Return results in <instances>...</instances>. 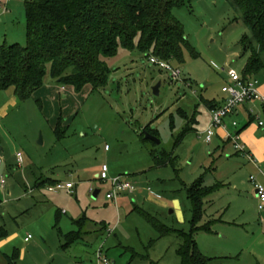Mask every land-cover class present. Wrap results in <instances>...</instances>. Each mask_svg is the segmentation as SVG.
<instances>
[{
  "label": "rangeland",
  "instance_id": "rangeland-1",
  "mask_svg": "<svg viewBox=\"0 0 264 264\" xmlns=\"http://www.w3.org/2000/svg\"><path fill=\"white\" fill-rule=\"evenodd\" d=\"M9 2L7 21L24 46L25 0ZM232 2L194 0L173 11L197 53L170 61L182 71L179 80L142 51L120 47L105 58L112 69L105 88L79 91L48 71L44 85L0 119V264L15 253L12 264H98V250L110 264H181V239L160 236L148 216L189 232L187 187L201 177L213 191L199 223L210 229L194 233L200 251L210 264H264V203L259 209L250 179L264 182V175L232 144L219 148L200 134L208 122L203 101L220 100L229 70L242 75L249 57L241 43L248 30ZM6 99L0 90V106ZM196 111L200 122L190 125ZM147 128L160 144L146 139ZM152 153L172 162L158 166ZM104 163L110 176L123 175L140 190L109 200L111 182L95 177ZM48 179L74 188L50 191ZM82 219V238L66 247L65 235L80 230Z\"/></svg>",
  "mask_w": 264,
  "mask_h": 264
},
{
  "label": "trees",
  "instance_id": "trees-1",
  "mask_svg": "<svg viewBox=\"0 0 264 264\" xmlns=\"http://www.w3.org/2000/svg\"><path fill=\"white\" fill-rule=\"evenodd\" d=\"M193 1L25 0L26 44H0V90L14 87L17 99L25 101L44 85L48 71L62 84L79 91L87 85L93 90L105 88L112 72L105 58L115 56L120 47L183 63L185 51L197 53L173 11ZM232 1L248 30L241 40L244 52L249 54L242 76L264 78V0ZM217 106L213 104L212 109ZM146 132L158 134L149 128L143 134ZM152 155L158 166L172 162L167 153L162 157ZM212 191L202 177L187 187L193 213L189 232L170 229L148 216L160 236L176 234L181 239L177 249L181 264H210L211 259L198 248L194 233L210 229L199 223ZM83 221H76L80 230L65 235L66 247L82 238ZM0 235H6L3 228ZM16 257V253L5 255L9 264Z\"/></svg>",
  "mask_w": 264,
  "mask_h": 264
},
{
  "label": "built area",
  "instance_id": "built-area-1",
  "mask_svg": "<svg viewBox=\"0 0 264 264\" xmlns=\"http://www.w3.org/2000/svg\"><path fill=\"white\" fill-rule=\"evenodd\" d=\"M5 10L6 7L2 3H0V13ZM149 59L153 64L170 71L173 79L179 80L181 78V69L177 66H173L171 62L162 60L154 55L149 56ZM228 75L229 80L222 87V92L226 95L225 100L222 105L211 109L210 112L211 122L205 130L204 136V141L208 144L212 143L217 128H227L226 119L228 117H231L241 105L247 104L252 101H261L264 104V96L259 89L260 80L258 78L249 76L243 77L234 69L229 70ZM232 125L235 130L228 132L227 138L231 140L237 152L246 156L251 162L256 163V159L250 153H248V151H246L245 144L241 140L240 132L237 128L238 121L233 120ZM260 125H263L262 121H260ZM106 149H109V146H106ZM22 163L23 155L21 152H18L17 165L20 166L22 165ZM1 170L2 161L0 160V171ZM98 178L107 182H111V190L107 193V198L112 201H117L122 194H132L140 190V188L135 183H133L129 180V178L123 175H117L114 177L110 176L109 166L106 163L102 164ZM250 179L255 186V191L259 202V209H262L264 203V182H257L254 176H251ZM5 183V177L1 176V186L4 187ZM73 188V182H56L55 184L49 185V190L53 192L61 189H67L71 191ZM147 190L157 198L161 197L159 194L153 192L151 187H148ZM30 237L31 235L26 237V240H29ZM97 259L98 264H110L109 259L103 256L102 250H98Z\"/></svg>",
  "mask_w": 264,
  "mask_h": 264
},
{
  "label": "crops",
  "instance_id": "crops-1",
  "mask_svg": "<svg viewBox=\"0 0 264 264\" xmlns=\"http://www.w3.org/2000/svg\"><path fill=\"white\" fill-rule=\"evenodd\" d=\"M9 1L10 0H3V1L0 0V3H2L6 7V10L2 11L0 13V44H3V43L12 44V43H16L15 41H17L15 34H14L15 32L13 31L14 28L16 30V25H11L7 21V18H8L7 14L10 11V2ZM3 21L5 22V24ZM1 27H2V29H1ZM228 80H229V75L227 74V76L223 82L224 83L223 86L228 82ZM259 80H260L259 89L264 96V78L261 77V78H259ZM3 91H5V94L7 95V99L0 106V119L1 120L7 118L9 115V111L13 107L18 105V103H19V100L17 99V97L15 95L14 87H10L7 90H3ZM225 97H226V95L223 93L220 100L214 99L212 101H207V100L203 101L208 108V122H207L203 132L200 133L201 136L203 137V139L205 136V130L207 129V127L210 125V122H211L210 112L212 109V105L213 104L214 105L218 104L219 106L222 105L224 100H225ZM192 119H193L192 121H189L190 125L199 124L200 117H199L197 111L195 112L194 117ZM233 120L238 121V127L237 128L239 131H241L240 137H241L242 142L245 144L246 151H248V153H250L256 159V163L251 162L247 158L248 161L251 164H253L255 167H257L260 170L261 174L264 175V170H262L261 166L258 165L259 160L261 162H264V121H263L264 120V104L261 101L249 102L247 104L241 105L239 107V109L231 117H228L226 119L227 128L226 129L223 127L217 128L215 131V135L213 137V140H215V139L217 140V142H218L217 145L219 148H220V143L223 146H224V144L225 145L232 144V142H228L229 139L227 138V134H228V132L235 130L233 125H232ZM253 121H257L258 124L256 122L252 123ZM260 121L263 122V125H260ZM190 128L192 129V126ZM213 140H212V142H213ZM0 154H1V152H0ZM98 175L99 174H97L95 177L98 178ZM46 181H47L46 184L50 185L51 182H54L56 180L48 179ZM44 185H42V186H44ZM255 194H256V191H255Z\"/></svg>",
  "mask_w": 264,
  "mask_h": 264
},
{
  "label": "water",
  "instance_id": "water-1",
  "mask_svg": "<svg viewBox=\"0 0 264 264\" xmlns=\"http://www.w3.org/2000/svg\"><path fill=\"white\" fill-rule=\"evenodd\" d=\"M160 85H161V82H160L158 85H156V86L154 87V93H155L156 95L159 94V88H160ZM145 136H146V139H150V140L156 142L157 144H160V142H161L160 139H159L156 135L151 134V133H149V132H146V133H145ZM40 142H42V138L40 139ZM0 152H1V150H0ZM97 195H98V191H95V192H94V197H96Z\"/></svg>",
  "mask_w": 264,
  "mask_h": 264
}]
</instances>
